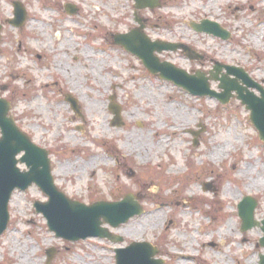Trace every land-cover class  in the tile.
Instances as JSON below:
<instances>
[{
    "label": "rangeland",
    "instance_id": "1",
    "mask_svg": "<svg viewBox=\"0 0 264 264\" xmlns=\"http://www.w3.org/2000/svg\"><path fill=\"white\" fill-rule=\"evenodd\" d=\"M14 2L27 11L23 29L9 24ZM159 2L139 10L133 0H0V98L11 103L18 127L50 152L60 192L85 205L134 194L144 208L120 228L108 226L123 243H74L56 237L37 213L34 203L49 200L37 185L16 190L0 264H116L115 250L134 242L157 247L164 264L261 261L263 231L244 233L238 209L246 196L256 198L255 219L264 221V142L250 112L236 97L222 105L151 75L112 37L135 30L140 19L153 42L206 55L199 62L183 50L165 51L157 55L162 62L190 75L215 62L239 66L264 87V0ZM69 4L76 15L67 14ZM205 19L230 38L196 32L192 24ZM211 87L221 92L218 83ZM66 94L78 99L80 116ZM111 96L122 106L121 127L111 125Z\"/></svg>",
    "mask_w": 264,
    "mask_h": 264
},
{
    "label": "water",
    "instance_id": "2",
    "mask_svg": "<svg viewBox=\"0 0 264 264\" xmlns=\"http://www.w3.org/2000/svg\"><path fill=\"white\" fill-rule=\"evenodd\" d=\"M137 9L150 8L154 10L160 6L159 0H134ZM15 6V20L12 24L23 27L26 22V10L18 3ZM67 13L74 15L77 9L73 5H67ZM140 27L124 35H113L114 43L124 47L134 56L139 57L145 68L154 76L173 82L178 88H184L192 96L215 98L222 104H228L234 93L238 100L250 111V119L260 133V140L264 142V87L255 83L244 69L234 66L217 65L216 76H207L200 71L190 75L186 70L174 66L172 63L162 62L159 55L162 52L178 51L183 49L190 61L201 60L202 56L191 50L184 44L153 42L143 30L145 26L137 19ZM193 29L198 33H207L222 40L230 38L228 30H224L215 21L202 20L201 23H193ZM1 34V27H0ZM1 42V41H0ZM226 69L224 78L218 73ZM234 76L235 79H232ZM239 80L248 87L239 84ZM211 81H219L221 93L210 87ZM250 88L257 89L260 96H256ZM247 92L245 94L244 92ZM114 100V99H111ZM70 103L77 114L80 106L77 100L70 99ZM11 103L6 99H0V236L6 231L10 222L9 203L15 190H28L33 184L49 197L47 202H35L34 207L38 214L47 219L48 229L55 233L58 238L71 242L88 240L91 238L108 239L110 242L123 243L124 238L110 232L106 225L120 228L135 216L144 214L141 204L135 201V195H128L120 202L98 201L92 205H85L79 201L71 200L66 194L58 189L52 173V161L48 150L36 145L16 125L14 118L9 116ZM115 116L111 125L123 126L122 106L112 103L109 108ZM197 138L202 131H191ZM195 138V139H196ZM197 145V141L195 143ZM20 165H25L22 170ZM210 188V185H208ZM258 201L252 197H245L239 204V217L242 220V231L245 233L256 227L264 232V221L255 219ZM264 247V237L260 240ZM158 248L150 243L131 244L123 249H116V264H164L162 260H156ZM55 251L49 250L48 262L53 258ZM259 264H264V256H261Z\"/></svg>",
    "mask_w": 264,
    "mask_h": 264
},
{
    "label": "flooded vegetation",
    "instance_id": "3",
    "mask_svg": "<svg viewBox=\"0 0 264 264\" xmlns=\"http://www.w3.org/2000/svg\"><path fill=\"white\" fill-rule=\"evenodd\" d=\"M10 22V21H9ZM17 29V28H16ZM202 55V54H201ZM206 58V55L204 54V55H202V59L201 60H197V61H199V62H202V61H204V59ZM217 65H220L218 62H215V66L211 69V70H208L207 71V74L208 75H211V73L210 72H212L213 71V75L212 76H216V71L217 70H215V68H216V66ZM222 65H224V64H221V66ZM225 66V65H224ZM227 73V71H226V69H223L220 73H218L217 75H219V77L220 78H224V76H225V74ZM254 80V79H253ZM254 82L255 83H257L255 80H254ZM214 83H218V85L220 84V82H214ZM239 84L240 85H242V86H245V87H248L247 85H245V84H242L241 83V80L239 81ZM259 84V83H258ZM250 91H252L256 96H259V93H258V91L256 90V89H254V88H250ZM245 94H247V92L245 91L244 92ZM115 98H116V96H111L110 97V100L111 99H114V100H111V103H114V104H116V102H115ZM70 99H77V98H75L72 94H66L65 95V102L66 101H69V103H70ZM67 103V102H66ZM68 104V103H67ZM77 104H79V101H78V99H77ZM81 106V105H80ZM70 107H71V110L76 114V112H75V110H74V108H73V105L70 103ZM109 108H110V106H109ZM80 111H81V108H80ZM80 114L81 113H79V114H76V115H79L80 116ZM191 134V133H190Z\"/></svg>",
    "mask_w": 264,
    "mask_h": 264
},
{
    "label": "bare ground",
    "instance_id": "4",
    "mask_svg": "<svg viewBox=\"0 0 264 264\" xmlns=\"http://www.w3.org/2000/svg\"><path fill=\"white\" fill-rule=\"evenodd\" d=\"M218 155V154H217ZM153 218H154V222H157V223H159V221L161 220V216L159 215V213H155L154 215H153ZM229 229H231V226H229ZM181 257H182V259H184L185 261H188L190 258H191V256L189 255V254H185V253H182L181 254ZM254 260H256V259H254Z\"/></svg>",
    "mask_w": 264,
    "mask_h": 264
}]
</instances>
